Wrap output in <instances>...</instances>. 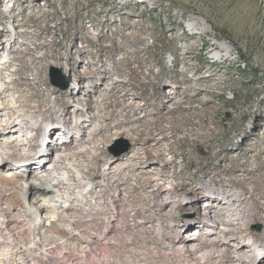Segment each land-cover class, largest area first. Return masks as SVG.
<instances>
[{
    "label": "rangeland",
    "instance_id": "obj_1",
    "mask_svg": "<svg viewBox=\"0 0 264 264\" xmlns=\"http://www.w3.org/2000/svg\"><path fill=\"white\" fill-rule=\"evenodd\" d=\"M26 47L33 50L26 56L28 63L48 56L38 70L43 77L41 90H56L48 96L57 99L50 102L54 112L70 111L67 118L86 131L78 133L71 125L64 137L62 128L53 130L61 127L57 113L55 121L51 116L36 115L34 121L26 122L28 133L18 137L27 142L43 124L47 129L38 137L33 155L37 149L46 153V146L39 145L42 141L60 147L66 138V143L73 139L70 151H78L80 146L87 151L91 161L79 169L89 173L83 174L88 191L82 195L79 187L70 196L74 210L81 203L92 210L88 217L83 210L77 213L86 218L78 227L81 231L92 227L97 231L93 235L100 234L101 239L108 233V222H114L111 240L97 238V255H106L108 264H113L119 249L138 247L134 242L141 230L139 224L148 222L147 229L159 222L137 215L143 208L142 212L149 209L146 217L150 216L153 203L131 202L128 188L118 193L113 188L103 199L94 200L105 194L101 191L106 185L95 175L113 164L114 172L124 170L129 176L134 170L144 178L141 195L159 198V204L167 205L164 214L177 218L170 226L186 224L181 235L199 230L197 226L188 228L196 221L201 223L200 230L205 229L212 217L221 236L230 233L250 245L242 256L234 257L249 262L255 255L264 264V211L262 221H256V207L249 201L250 191L257 188L255 194L264 204V0H0V89L16 79L13 72L20 67L14 62V67L6 70L11 52ZM70 59L74 69L68 66ZM36 73L34 68L26 76L33 80ZM17 96V92H6L0 106L16 108ZM64 100L69 104L63 105ZM107 114L111 117L105 120ZM139 130L152 135L137 142ZM24 151L29 152L27 148ZM97 156L108 161L100 163ZM30 160L37 159L32 156ZM147 177L155 179L152 186H147ZM211 179L225 184L221 187ZM205 185H211L210 189H203ZM162 187L164 190L158 191ZM224 189L239 195L236 207L243 206L240 214L251 221L233 228L234 222L226 218L228 205L214 204V192ZM100 211L105 214L98 216ZM111 214L116 217L110 219ZM159 225L154 238L164 231ZM203 232L200 240L198 235L185 237L190 249L207 240L209 233ZM212 239L209 241L217 240L220 247L209 253L222 255L223 242L218 237ZM166 244L165 253L172 254V243ZM46 256L47 264L82 263L67 247ZM196 256L195 260L204 262L203 254ZM177 257L171 260L175 264H197L192 258L185 262ZM90 263V258L84 262Z\"/></svg>",
    "mask_w": 264,
    "mask_h": 264
},
{
    "label": "bare ground",
    "instance_id": "obj_2",
    "mask_svg": "<svg viewBox=\"0 0 264 264\" xmlns=\"http://www.w3.org/2000/svg\"><path fill=\"white\" fill-rule=\"evenodd\" d=\"M17 26H20V22ZM42 46L43 44L39 45L37 49H41ZM32 53L33 50L28 47L21 51L11 52L13 57L8 58L10 60L6 63V65L9 64L7 65L8 67L6 70L8 71L9 69H12L14 67V62H19L20 67L17 70L15 69L13 72L14 75H17L16 79L4 84L0 89V100L6 92L18 93V106L16 108L9 105H5L3 107L0 106V264H47L45 262V258L47 257L46 255H48V252L56 253L63 247L69 248L70 254L74 257L77 256L78 260L82 262L81 264H84L88 258L92 260V263L90 264H103V262L104 264H108L109 258L106 255L99 256L96 254L98 251L97 248L100 234L94 236L93 233L95 230H93L92 227H85L86 230L82 231L78 228L81 224H83L84 221H82V219L85 217L82 218L81 216H78L81 214L77 215V213L80 211L82 212L83 210L86 212V217H88L87 215L90 214L89 212L92 210L89 211V208L86 209V205L84 203L76 205L80 209L78 210L77 208L76 210L75 208L74 210L73 201L70 196L72 193H75L79 187L82 195L88 191L87 186H83L85 181L83 174L89 173L83 171L84 169H79L82 163L91 161L87 151L81 150V146L78 148V151H70L69 146L72 145L73 139L71 138L70 141L66 143V138L63 140L64 142H62L60 147H54L52 142L50 144L48 141H45L44 147L46 146V153L41 150L43 153L40 154V151L37 149L34 151L35 155H33L34 153L32 154V150L38 146V142L40 141H38V137H40L43 130L45 132L47 129L43 127V124H40L37 127V135L28 136L27 142H24L25 140L23 141L18 137L19 134L28 133L29 128L27 127L26 122L30 119L34 121L36 115H41L43 118L51 116L54 120V114L58 113L54 112V107L50 105V102L56 103L57 99L55 98L54 100H51L49 99L50 97H48L52 95L51 93H56V90H41L43 77L38 68L48 56L41 57L39 59L34 58L31 63H28L26 56H31ZM68 66L70 69H74L75 67L71 59L68 61ZM34 68L37 69V73L34 79L30 80L26 75ZM78 78L80 79V77ZM64 104L68 105L69 100H64L63 105ZM69 114L70 111H67L66 113H58L56 118L58 119V123L61 127H54L53 130L62 128L60 134L67 137L66 135L70 132L72 125L74 128L76 126L78 133L82 132L84 134V131H86L85 128H82L79 124L75 125L71 119H68L67 117ZM112 115L115 116V114ZM108 117H111V114L105 115V120L108 119ZM138 132L137 142L142 141L146 136L152 135L150 132H146L145 130H139ZM50 136L51 135H49V138L51 140ZM87 139L82 137L83 142L85 141L87 143ZM149 142L150 141L147 143ZM39 145L41 144L39 143ZM26 148L29 152L24 153V149L26 150ZM32 156H35L37 159L36 162L35 160H30ZM96 158L100 163H106L108 161L106 157L105 159L100 156H97ZM32 161H34V164L31 163ZM113 168V164H110L105 171L99 172L95 175V178L103 180V182H106V185L102 186L104 189L101 191L105 194L101 197H94V200L98 201L103 199L113 188L116 193L122 192V190L128 188L129 191H127V193L130 194L131 202L138 204L153 203V209H151L150 216L146 217L149 209L146 212H142L143 208H141L142 211L137 212V215H142L143 219H154L155 221H159V226L162 225L164 228L161 236H158L161 237L160 239L156 236L158 234L155 235L157 238L153 237L158 224L153 223L152 227H147V229L146 225L148 222L139 224L137 228H141V230H139L136 237L137 242H134L136 246L138 244V247L133 248L130 246L131 248L129 251L119 249L116 257H114L115 260L113 264H175V262L173 263L171 260L178 258V255L179 258H182L186 262L187 258L195 260L194 257L199 254H203L204 262L201 260L200 262L196 259L195 261L197 264H261L262 259H256L257 257L255 255L252 256L250 259L251 261L249 262L242 260V257H234L242 256L246 248H250V245L246 244V242L235 239L233 236L230 237V233H225L221 236L217 221H215L212 217L208 220L207 224H205V229L200 230V228H202L201 223L196 221L195 225H188V228H190V226H197L199 230H194L196 231L194 234V231H192L181 235L180 231L186 227V224L183 225V227H181L182 225L170 226V223L173 221L175 222L177 218L175 217L176 219L174 220V215L169 216L164 214L168 206H162L159 204V198H152L150 195H141L142 192L140 193V191L145 190L142 186L144 178L136 176L134 174V170L131 172L132 174L127 176L124 170L118 169L114 172ZM133 176H135V178ZM147 178H149H145L147 186H152L155 179L152 177ZM233 178H235V176ZM132 181L134 182V185L131 184ZM211 182L220 186L225 184L223 183L224 181H218L217 179H211ZM74 183L77 184V187H75ZM208 185H205L203 189H210L211 185ZM232 185L234 186L236 183L232 182ZM129 186H131V188H129ZM163 190L164 188L162 187L158 191ZM220 190L214 192L216 196L214 204L225 202V204L228 205L229 210L226 212V218H228L231 223L234 222L232 224L233 228L234 226H238L241 222L251 221L248 220L246 216L240 214V205L236 207L238 198L236 199L235 197H238L239 195L237 196L236 194H233L234 192L232 193V191H226L225 189V191L222 192ZM256 190L257 188L252 192L250 191L251 197L249 201H252L254 203L252 205H255L254 207H256L254 218L258 221L259 219L261 220L263 216L264 204H261L258 200L259 197H257V193L255 194ZM262 190H264V188ZM155 193L159 195V192L155 191ZM90 194H92L91 191L88 192L87 195ZM86 203H90V201L87 200ZM178 203L179 202H177V204ZM180 206L181 205H179V209ZM92 208L93 206L90 209ZM102 213L100 211V213L96 214L99 216ZM106 214L108 213L106 212ZM112 214L110 219L116 217ZM92 222L93 224L96 222L94 217L91 223ZM186 222L190 223V221ZM113 223L114 222H108V225L105 227L108 229V233L101 236L100 240H106L110 237V234L113 232H111V230L115 228ZM62 225L67 227L63 228L64 226L62 227ZM202 230H207L209 237H207L206 241H200V244H198L196 249H190V247H188L190 240L185 239V237L198 235V240H200V237L204 235ZM175 235H177L176 239ZM214 237H218L220 242H223V246H225V250L221 251L222 255L216 257L215 255L213 256L212 253H209L215 248L218 249V247H220V245L217 244V240L214 242L209 241L210 238L212 239ZM111 238H109V240H111ZM166 242L172 243L171 248H173L172 250L174 251H172V254L165 253V250L167 251L168 249V244H166ZM48 245L50 246V249H48ZM54 249L56 252H54ZM43 257L44 261L42 260Z\"/></svg>",
    "mask_w": 264,
    "mask_h": 264
},
{
    "label": "water",
    "instance_id": "obj_3",
    "mask_svg": "<svg viewBox=\"0 0 264 264\" xmlns=\"http://www.w3.org/2000/svg\"><path fill=\"white\" fill-rule=\"evenodd\" d=\"M69 88V85L67 84L66 86H64V89L66 90V89H68Z\"/></svg>",
    "mask_w": 264,
    "mask_h": 264
}]
</instances>
